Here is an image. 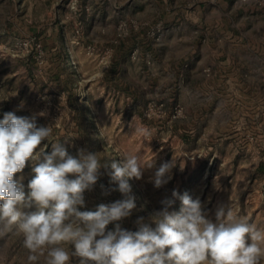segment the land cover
<instances>
[{
  "label": "rangeland",
  "instance_id": "1",
  "mask_svg": "<svg viewBox=\"0 0 264 264\" xmlns=\"http://www.w3.org/2000/svg\"><path fill=\"white\" fill-rule=\"evenodd\" d=\"M232 2L0 0V119L44 111L48 153L67 139L74 156L84 148L109 164L137 153L152 161L129 180L136 207L125 229L162 201L179 211L174 190L198 198L208 219L223 205L264 228V0ZM172 161L171 179L155 188L149 178ZM101 173L80 211L123 199L105 194L117 185ZM22 175L27 191L30 163ZM28 255L14 225L0 232V264Z\"/></svg>",
  "mask_w": 264,
  "mask_h": 264
},
{
  "label": "clouds",
  "instance_id": "2",
  "mask_svg": "<svg viewBox=\"0 0 264 264\" xmlns=\"http://www.w3.org/2000/svg\"><path fill=\"white\" fill-rule=\"evenodd\" d=\"M45 115L9 111L0 119V232L16 227L28 264H39L41 257L44 264H73L74 259L77 264H262L264 228L223 205L214 221L208 219L201 201L187 192L172 193L181 201L179 211H170L173 201L165 200L147 219H137L135 231L123 228L119 222L136 207L129 180L142 179L153 162H143L137 153L109 164L84 148L74 156L67 139L52 143L48 153L42 142L52 129L37 124V116ZM29 163L33 175L26 191L22 173ZM174 166L173 161L161 164L149 182L161 188ZM101 169L117 185L105 194L118 191L123 199L80 211Z\"/></svg>",
  "mask_w": 264,
  "mask_h": 264
},
{
  "label": "crops",
  "instance_id": "3",
  "mask_svg": "<svg viewBox=\"0 0 264 264\" xmlns=\"http://www.w3.org/2000/svg\"><path fill=\"white\" fill-rule=\"evenodd\" d=\"M233 0H229V5H228V8H233L232 6V2ZM99 7L96 9V11H98V16H100L101 20L105 19V17L107 16V11H106V8L105 6L99 2ZM226 6H227V3H226ZM256 10L257 12H261V11H264V4L263 5H257L256 6ZM198 40V38H197ZM67 50L68 48L65 49L66 53L65 55H63V61H64V69L66 72H67V82H70L71 81V74H69L68 70H69V66H68V53H67ZM59 76V75H58ZM62 92H65V90H63Z\"/></svg>",
  "mask_w": 264,
  "mask_h": 264
},
{
  "label": "built area",
  "instance_id": "4",
  "mask_svg": "<svg viewBox=\"0 0 264 264\" xmlns=\"http://www.w3.org/2000/svg\"><path fill=\"white\" fill-rule=\"evenodd\" d=\"M71 58H72V59H71L72 62H75V61H74V55H72ZM71 60H69V62H71Z\"/></svg>",
  "mask_w": 264,
  "mask_h": 264
},
{
  "label": "trees",
  "instance_id": "5",
  "mask_svg": "<svg viewBox=\"0 0 264 264\" xmlns=\"http://www.w3.org/2000/svg\"><path fill=\"white\" fill-rule=\"evenodd\" d=\"M260 167H263V164H261V166Z\"/></svg>",
  "mask_w": 264,
  "mask_h": 264
},
{
  "label": "bare ground",
  "instance_id": "6",
  "mask_svg": "<svg viewBox=\"0 0 264 264\" xmlns=\"http://www.w3.org/2000/svg\"><path fill=\"white\" fill-rule=\"evenodd\" d=\"M74 58H75V56H74Z\"/></svg>",
  "mask_w": 264,
  "mask_h": 264
}]
</instances>
